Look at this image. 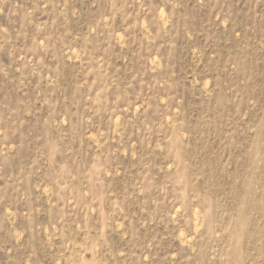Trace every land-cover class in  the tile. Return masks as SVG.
I'll return each mask as SVG.
<instances>
[{"label":"rangeland","instance_id":"obj_1","mask_svg":"<svg viewBox=\"0 0 264 264\" xmlns=\"http://www.w3.org/2000/svg\"><path fill=\"white\" fill-rule=\"evenodd\" d=\"M0 264H264V0H0Z\"/></svg>","mask_w":264,"mask_h":264}]
</instances>
